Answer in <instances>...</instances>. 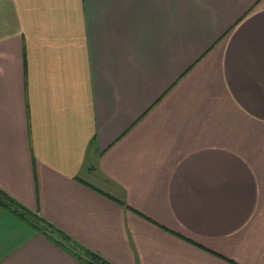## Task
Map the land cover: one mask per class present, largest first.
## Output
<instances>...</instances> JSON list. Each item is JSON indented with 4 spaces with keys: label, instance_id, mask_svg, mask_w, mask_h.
I'll list each match as a JSON object with an SVG mask.
<instances>
[{
    "label": "crops",
    "instance_id": "1",
    "mask_svg": "<svg viewBox=\"0 0 264 264\" xmlns=\"http://www.w3.org/2000/svg\"><path fill=\"white\" fill-rule=\"evenodd\" d=\"M0 188L112 264H264V0H0ZM0 264H83L0 208Z\"/></svg>",
    "mask_w": 264,
    "mask_h": 264
},
{
    "label": "trees",
    "instance_id": "2",
    "mask_svg": "<svg viewBox=\"0 0 264 264\" xmlns=\"http://www.w3.org/2000/svg\"><path fill=\"white\" fill-rule=\"evenodd\" d=\"M0 208L8 210L20 220L24 221L42 235L53 240L64 249L72 253L83 264H112L100 254L84 247L62 230L19 203L0 188Z\"/></svg>",
    "mask_w": 264,
    "mask_h": 264
},
{
    "label": "rangeland",
    "instance_id": "3",
    "mask_svg": "<svg viewBox=\"0 0 264 264\" xmlns=\"http://www.w3.org/2000/svg\"><path fill=\"white\" fill-rule=\"evenodd\" d=\"M36 230V229H35ZM37 231V230H36ZM38 232V231H37Z\"/></svg>",
    "mask_w": 264,
    "mask_h": 264
}]
</instances>
